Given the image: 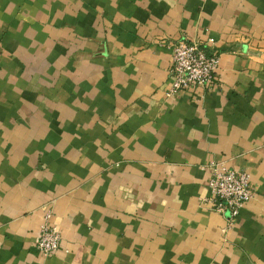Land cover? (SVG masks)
Instances as JSON below:
<instances>
[{
  "label": "crops",
  "instance_id": "crops-1",
  "mask_svg": "<svg viewBox=\"0 0 264 264\" xmlns=\"http://www.w3.org/2000/svg\"><path fill=\"white\" fill-rule=\"evenodd\" d=\"M180 40L220 65L170 97ZM211 161L250 174L234 221ZM0 264H264V0H0Z\"/></svg>",
  "mask_w": 264,
  "mask_h": 264
},
{
  "label": "built area",
  "instance_id": "built-area-1",
  "mask_svg": "<svg viewBox=\"0 0 264 264\" xmlns=\"http://www.w3.org/2000/svg\"><path fill=\"white\" fill-rule=\"evenodd\" d=\"M208 42L211 44L213 40ZM207 47V43L187 40L172 44V80L167 96L171 97L186 89L209 87L212 84L220 65V57L210 53ZM208 170L209 200L216 211L228 213L231 221H234L254 195L250 174L229 167L222 161H211ZM51 218L52 211H45L37 242V248L46 256L54 253L61 242L60 230L51 222Z\"/></svg>",
  "mask_w": 264,
  "mask_h": 264
}]
</instances>
